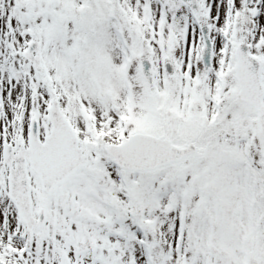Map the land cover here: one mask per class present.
Instances as JSON below:
<instances>
[{"label":"snow or ice","instance_id":"6c2138e0","mask_svg":"<svg viewBox=\"0 0 264 264\" xmlns=\"http://www.w3.org/2000/svg\"><path fill=\"white\" fill-rule=\"evenodd\" d=\"M0 264H264V0H0Z\"/></svg>","mask_w":264,"mask_h":264}]
</instances>
